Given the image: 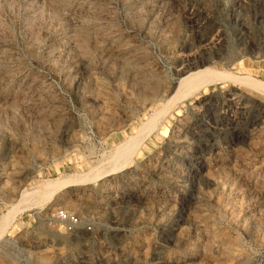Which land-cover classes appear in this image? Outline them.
Wrapping results in <instances>:
<instances>
[{"label":"rangeland","instance_id":"rangeland-1","mask_svg":"<svg viewBox=\"0 0 264 264\" xmlns=\"http://www.w3.org/2000/svg\"><path fill=\"white\" fill-rule=\"evenodd\" d=\"M215 69L264 83V0H0V264H264V85Z\"/></svg>","mask_w":264,"mask_h":264},{"label":"bare ground","instance_id":"bare-ground-1","mask_svg":"<svg viewBox=\"0 0 264 264\" xmlns=\"http://www.w3.org/2000/svg\"><path fill=\"white\" fill-rule=\"evenodd\" d=\"M221 74L223 77V79L225 80H229L230 82H239V81H244V82H252L251 84H259V85H264V83L262 82H258V81H247L246 79L242 78V77H237L235 75H233L232 72L228 71L226 73V71H219V70H211V71H208L206 73H203V74H199V75H196V76H192V77H188L187 79H185L183 81V84H182V87H184L187 91V89H201L203 88L204 86H206V84L209 82V80H206L209 78V76H217ZM185 89L183 91H185ZM165 109H162L158 112V116L164 111ZM157 118V117H156ZM142 141V139L139 140V142ZM113 169V168H112ZM116 169V168H114ZM111 170V169H110ZM103 173V172H102ZM106 174V173H104ZM69 181H65L62 186H64L65 184H68ZM70 183V182H69ZM59 188V185L58 183H53V184H49V185H46L45 187L43 186H39V187H36V189H46V190H57Z\"/></svg>","mask_w":264,"mask_h":264},{"label":"built area","instance_id":"built-area-1","mask_svg":"<svg viewBox=\"0 0 264 264\" xmlns=\"http://www.w3.org/2000/svg\"><path fill=\"white\" fill-rule=\"evenodd\" d=\"M58 218L59 220L66 222L68 225H70L71 227L69 228H72V226H76L78 223V218L73 214L66 212L65 210L58 211Z\"/></svg>","mask_w":264,"mask_h":264}]
</instances>
